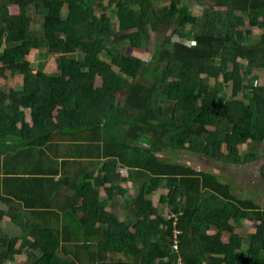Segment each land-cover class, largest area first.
<instances>
[{"label":"trees","instance_id":"obj_1","mask_svg":"<svg viewBox=\"0 0 264 264\" xmlns=\"http://www.w3.org/2000/svg\"><path fill=\"white\" fill-rule=\"evenodd\" d=\"M155 1L0 0V69L23 77L19 90L0 89V195L35 217L0 206V264H264L263 206L234 193L231 170L176 160L206 151L227 169L250 161L241 145L264 144V0ZM247 24L262 29L257 42ZM151 32L152 62L113 50L141 49ZM32 50L56 68L36 69ZM102 54L128 75L118 79ZM36 151L45 160L25 166ZM127 180L136 193L122 220L114 195L98 194L124 195ZM157 191L167 214L149 197ZM244 218L255 232L236 230Z\"/></svg>","mask_w":264,"mask_h":264},{"label":"rangeland","instance_id":"obj_2","mask_svg":"<svg viewBox=\"0 0 264 264\" xmlns=\"http://www.w3.org/2000/svg\"><path fill=\"white\" fill-rule=\"evenodd\" d=\"M155 2H156V7L161 8V7H164V5L169 2V0H156ZM10 9L13 13H17L18 11L17 7L15 6H11ZM200 10H201L200 4L199 5L194 4V6L192 7V11L195 15H200ZM67 12H68L67 7H65L63 10L64 17L67 15ZM99 14L100 13L97 12V15ZM108 14L112 18V14L111 13H108ZM35 19L37 20H35L36 22H34L33 26L36 29H39L40 28L39 22H40L41 16L35 17ZM242 28L245 30V32L247 31V33L249 31L248 37H249L250 43H254L258 41V36H259V33L262 32V29L257 28V27H251L248 24L244 25ZM169 33L170 32H168V34ZM151 36H152L151 40L146 42L143 48L141 49H136V48L129 46L127 43L126 44L123 43V44L114 45L113 50L122 54L123 56L135 57V58L144 60L146 62H152L154 59L153 55L155 51L154 32H151ZM173 40L175 41L176 38H173ZM186 43L188 45L192 44L191 41H187ZM100 57L101 59L105 60L111 66L112 70H114L115 72V76L118 79L122 80L124 77H126V75H128L127 73L123 71L125 67L121 69V66L117 65L114 59L107 57L106 55H103V54ZM28 60L35 66L36 69L39 66L43 65V67L45 68L44 71L47 73H51L52 70L56 68L55 57L53 55L47 54V52L45 55L43 54L40 55L39 50H32L30 55L28 56ZM7 74H10V73L3 72L0 69V85L4 84L5 81L7 80L6 79V77L8 76ZM255 75L257 76V84L260 86H264V71H255ZM209 82H214V80L210 79ZM22 83H23V80L20 75L19 76L17 75L15 77L12 76V77H9V80L7 81L5 88L7 90H10V88H12L14 91H17L22 86ZM99 83H100V80H97V84ZM123 93L124 92L118 93L119 99L123 98ZM230 94H231V91L229 90L228 91L229 97H230ZM29 113L30 111L27 112L26 116H27V119L31 121V118H30L31 116L29 117L30 115ZM213 128L214 127H210V129H213ZM63 136L69 137V138L71 137L66 134H63ZM62 144L64 147H66L68 145V142L64 140ZM249 147H250V144L241 145L240 152L242 153L249 152L251 155L250 161L248 163H242V164H229L227 165L228 166L227 169H226V164L217 163V161H214L213 158H209L208 152L206 151L202 152V154L181 152V154L177 156L176 160L183 161L185 164L191 165L195 169H201V168L202 169H212L213 171L218 172L223 175L227 174L231 170V173L235 175V179H232V181L237 182V187H233L234 193L239 197L255 199L260 204V206H263L264 208V180L259 177V167L264 162V144L256 148L255 151L249 150ZM172 154L176 155L175 152H172ZM160 155L162 157H166L167 152H160ZM70 167H72L71 164H70ZM120 170L123 174L125 175L128 174V170L126 168L123 167ZM228 177L223 176V178H226L228 179V181H230L231 178H228ZM123 185L132 186V181L127 180L123 182ZM104 189H105V192L107 193L108 188L105 187ZM104 189L99 192L98 197H102L103 195L107 196L106 193H103ZM135 193L136 192H133L132 195L134 196ZM162 194H163V191H157V192H154L149 197L158 206L159 211L161 213L167 214L168 210L165 207H162V204L160 203V198L163 196ZM119 213H120L119 216L122 219L126 218L124 217L125 212H123L122 209L120 210ZM244 222L245 224H243V228L244 227L245 228L242 230L243 232L249 233L252 231H256L257 221L244 220ZM236 230H240V229L236 228ZM21 245H24V244L23 242L20 241L17 244L18 248L21 247ZM22 258L24 259L25 257L23 255L16 256V259L18 260H21Z\"/></svg>","mask_w":264,"mask_h":264},{"label":"crops","instance_id":"obj_3","mask_svg":"<svg viewBox=\"0 0 264 264\" xmlns=\"http://www.w3.org/2000/svg\"><path fill=\"white\" fill-rule=\"evenodd\" d=\"M8 76L6 77V81H5V83L4 84H2V85H0V89H5V87H6V84H7V81L9 80V77H12V76H17V75H12V74H7ZM19 76V75H18ZM22 77V76H21ZM22 80H23V77H22ZM23 84V83H22ZM10 90H13L12 88H10ZM24 111H25V113L27 114V112H29L30 110L29 109H24ZM30 114V113H29ZM31 115H29V117H30ZM26 118H27V116H26ZM31 118V117H30ZM27 121L29 122V123H31V121H29L28 119H27ZM0 141H1V139H0ZM33 153V156H34V158L31 160L30 158H28V159H26V164H25V166H29V164H31V163H33V162H35L34 160L36 159V161H41L42 159H44L45 160V158H46V153L44 154V152H39V156H38V152L36 151V152H32ZM50 153V152H49ZM50 154H53V153H50ZM20 164L23 166L24 165V161H20ZM102 167V166H101ZM121 168H123V167H121ZM120 168V169H121ZM125 168V167H124ZM120 169H118L120 172H121V170ZM122 173V172H121ZM121 175H125V174H121ZM2 176H3V174H2ZM123 182H125V181H122V186L123 187H125V189H126V191H124V195H122V194H120V195H118V197H117V194L114 192V193H112L111 192V194L109 195V197H106L105 195H103L102 197H100V198H111L112 197V194L114 195V197L113 198H111V199H114V198H116L115 199V201H116V208H117V210H118V214H120L119 212H120V210L122 209L123 210V212H125V208H126V204H127V202H129L130 201V198L127 196V195H130V194H132L133 192H134V188L132 187V186H127V185H123ZM105 188V186H101L100 187V191L101 190H103ZM4 189V187H3V185L1 184L0 185V193L2 192V193H4L5 191L3 190ZM8 189V188H7ZM9 190V189H8ZM103 193H106L105 192V189H104V192ZM5 194V193H4ZM106 194H109V190H107V193ZM49 198H50V196L48 195L46 198H45V200H43V202L42 203H47V201H49ZM0 206H3L6 210H9L10 212H11V214H13V215H15L16 217H17V215H19L21 218H24V220L25 219H27V218H33L34 216H32L31 214H30V212H29V209H28V207L27 206H25L24 205V203H20L19 204V201L17 200V199H11V200H4V199H2L1 198V195H0ZM110 206V205H109ZM108 206V208H110ZM125 214H126V212H125ZM42 216V215H41ZM38 217H40V216H38ZM120 217V216H119ZM125 217V216H124ZM35 218V217H34ZM121 218V217H120ZM12 219V217L10 216V215H6V216H4V220H11ZM122 219V218H121ZM123 220V219H122ZM243 220V223H242V226H243V224H245V222H244V220H248V219H242ZM240 227V230H243L244 228L243 227ZM238 229H239V226H238ZM210 233L212 232H214V230H210L209 231ZM252 232H255V231H252ZM249 233H251V232H249ZM223 239L224 240H227V238H226V236H224L223 235ZM23 242V240H19V242ZM25 243V242H24ZM23 243V244H24ZM21 246H23V245H21ZM18 247V246H17ZM20 248V247H19ZM19 256H24L25 258H26V253L25 252H22V253H20V254H18ZM24 258V259H25ZM18 260V259H17ZM21 260H23V258L21 259ZM21 260H18V261H21Z\"/></svg>","mask_w":264,"mask_h":264},{"label":"built area","instance_id":"obj_4","mask_svg":"<svg viewBox=\"0 0 264 264\" xmlns=\"http://www.w3.org/2000/svg\"><path fill=\"white\" fill-rule=\"evenodd\" d=\"M177 245L175 244V247H176Z\"/></svg>","mask_w":264,"mask_h":264}]
</instances>
